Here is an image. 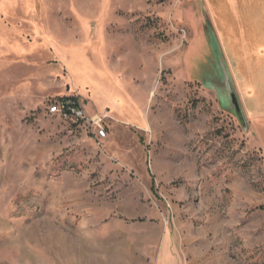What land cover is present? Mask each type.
I'll list each match as a JSON object with an SVG mask.
<instances>
[{
  "label": "rangeland",
  "instance_id": "obj_1",
  "mask_svg": "<svg viewBox=\"0 0 264 264\" xmlns=\"http://www.w3.org/2000/svg\"><path fill=\"white\" fill-rule=\"evenodd\" d=\"M202 11L0 0V264H264V132ZM65 96L109 116L102 146L49 114Z\"/></svg>",
  "mask_w": 264,
  "mask_h": 264
},
{
  "label": "crops",
  "instance_id": "obj_2",
  "mask_svg": "<svg viewBox=\"0 0 264 264\" xmlns=\"http://www.w3.org/2000/svg\"><path fill=\"white\" fill-rule=\"evenodd\" d=\"M201 4L205 25L195 31L196 36L217 40L251 134L259 143L257 131L264 132V0H201Z\"/></svg>",
  "mask_w": 264,
  "mask_h": 264
},
{
  "label": "built area",
  "instance_id": "obj_3",
  "mask_svg": "<svg viewBox=\"0 0 264 264\" xmlns=\"http://www.w3.org/2000/svg\"><path fill=\"white\" fill-rule=\"evenodd\" d=\"M48 112L62 120L89 126L91 134L96 131L94 138L98 146H102V141L108 138L106 123L109 116L107 114L89 116L83 103L74 96H65L56 100L48 108Z\"/></svg>",
  "mask_w": 264,
  "mask_h": 264
},
{
  "label": "water",
  "instance_id": "obj_4",
  "mask_svg": "<svg viewBox=\"0 0 264 264\" xmlns=\"http://www.w3.org/2000/svg\"><path fill=\"white\" fill-rule=\"evenodd\" d=\"M230 89L232 91V100H233V107L234 111L232 109L231 114L235 116V118L238 120V122L246 129L249 130V122L247 120V117L245 115V112L243 110V107L239 103L235 87L233 85H230ZM226 111V110H225Z\"/></svg>",
  "mask_w": 264,
  "mask_h": 264
}]
</instances>
